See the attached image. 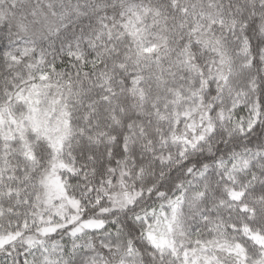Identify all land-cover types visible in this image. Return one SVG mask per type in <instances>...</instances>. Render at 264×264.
Returning <instances> with one entry per match:
<instances>
[{"label": "snow or ice", "instance_id": "obj_1", "mask_svg": "<svg viewBox=\"0 0 264 264\" xmlns=\"http://www.w3.org/2000/svg\"><path fill=\"white\" fill-rule=\"evenodd\" d=\"M0 264H264V0H0Z\"/></svg>", "mask_w": 264, "mask_h": 264}]
</instances>
